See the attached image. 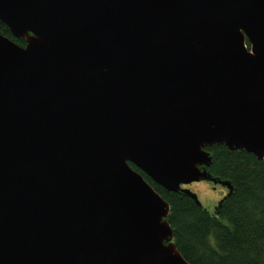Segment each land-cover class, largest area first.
<instances>
[{
	"label": "water",
	"instance_id": "obj_1",
	"mask_svg": "<svg viewBox=\"0 0 264 264\" xmlns=\"http://www.w3.org/2000/svg\"><path fill=\"white\" fill-rule=\"evenodd\" d=\"M0 264H188L165 191L204 148L264 159V0H0ZM221 200L215 206L220 208Z\"/></svg>",
	"mask_w": 264,
	"mask_h": 264
},
{
	"label": "trees",
	"instance_id": "obj_2",
	"mask_svg": "<svg viewBox=\"0 0 264 264\" xmlns=\"http://www.w3.org/2000/svg\"><path fill=\"white\" fill-rule=\"evenodd\" d=\"M0 34L17 40L0 22ZM211 156L207 172L231 185L216 214L182 192L165 191L129 163L169 205L166 218L176 250L188 264H264V159L224 145L204 148Z\"/></svg>",
	"mask_w": 264,
	"mask_h": 264
},
{
	"label": "rangeland",
	"instance_id": "obj_3",
	"mask_svg": "<svg viewBox=\"0 0 264 264\" xmlns=\"http://www.w3.org/2000/svg\"><path fill=\"white\" fill-rule=\"evenodd\" d=\"M187 189L195 194L202 208L207 212L212 213L215 211V206L223 197L227 189L218 183H212L211 181L201 180L199 182H192L185 186Z\"/></svg>",
	"mask_w": 264,
	"mask_h": 264
},
{
	"label": "flooded vegetation",
	"instance_id": "obj_4",
	"mask_svg": "<svg viewBox=\"0 0 264 264\" xmlns=\"http://www.w3.org/2000/svg\"><path fill=\"white\" fill-rule=\"evenodd\" d=\"M225 193H226V191H225L223 194H225ZM210 214H211V213H210ZM212 214H216V213L214 212V210H213Z\"/></svg>",
	"mask_w": 264,
	"mask_h": 264
}]
</instances>
